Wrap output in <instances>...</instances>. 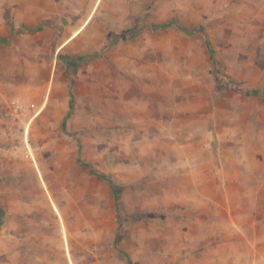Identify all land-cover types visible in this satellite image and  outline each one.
Wrapping results in <instances>:
<instances>
[{
    "label": "rangeland",
    "instance_id": "1",
    "mask_svg": "<svg viewBox=\"0 0 264 264\" xmlns=\"http://www.w3.org/2000/svg\"><path fill=\"white\" fill-rule=\"evenodd\" d=\"M172 4L140 65L0 41V264H264V0Z\"/></svg>",
    "mask_w": 264,
    "mask_h": 264
},
{
    "label": "crops",
    "instance_id": "2",
    "mask_svg": "<svg viewBox=\"0 0 264 264\" xmlns=\"http://www.w3.org/2000/svg\"><path fill=\"white\" fill-rule=\"evenodd\" d=\"M176 1L180 0H0L1 8L11 9L9 15L0 10V41H9L18 34H31L33 39L40 40L44 49L55 48L58 51L81 47L88 53L94 51V54L110 46L115 49L110 55L114 56L113 60L116 58V64L140 65V40L129 43L119 39L114 46L109 39L127 33L135 20L140 22V9L148 10L155 2L154 14L163 17L166 13L162 8L168 6L171 14L172 3ZM188 9H192L191 4ZM203 10L208 11L207 8ZM206 13L204 11L203 15ZM118 49H121L122 57H115ZM193 161L199 162L201 167L206 166L202 159L194 158ZM191 174L194 185L205 183L203 178L198 181L194 170ZM23 218L20 223L33 219Z\"/></svg>",
    "mask_w": 264,
    "mask_h": 264
}]
</instances>
